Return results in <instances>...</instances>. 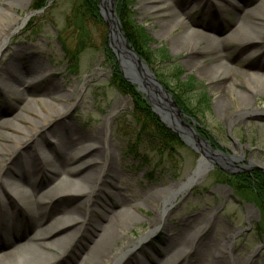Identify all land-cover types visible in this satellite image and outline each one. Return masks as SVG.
<instances>
[{"label": "rangeland", "instance_id": "374dc122", "mask_svg": "<svg viewBox=\"0 0 264 264\" xmlns=\"http://www.w3.org/2000/svg\"><path fill=\"white\" fill-rule=\"evenodd\" d=\"M9 1L11 7L2 4ZM41 1L0 0V8L19 19L5 38L0 53L8 57L18 51L30 53L32 64H41L46 74H50L35 83L18 85L24 88V95L28 97L26 102H18L15 96L7 93L3 84L9 81V75L4 73V77L0 78V122L19 125L28 133L35 134L10 156L9 150L2 144H12L0 142V167H3L0 177L17 183L18 169L27 168L21 153L29 152L35 144L38 149L55 153V149L59 148L58 134L66 135L62 129L64 124L71 127L77 137L101 131L112 151L109 169L112 178L115 176L112 180L116 189L120 196L132 199L137 204H131L128 208L136 220L119 232V238L111 244L112 251L118 250L130 239L135 245H130L131 260L135 258L139 262H149L150 256L161 258L163 243L171 239L182 224L192 219L190 240L185 246L189 251L182 254L181 260L195 264H264V205L252 190L238 189L234 180L225 182L230 175L220 172V168L213 166L207 170L191 188L174 196L173 201L166 205L164 214L160 212L163 202L158 193L170 185L178 186L184 182L194 170L199 154L185 144V141L190 140L184 134L178 137L181 143L169 141L171 144L165 145L164 150V146L154 136L150 140L136 137L134 130H131L133 122L129 117L134 109L133 100L116 88L110 59L103 50L104 41V46L109 49L106 25L87 20V25L78 30L71 15L79 0H47L46 3H50L46 8L36 12ZM125 1L130 6L131 20L141 27L148 48L155 53L151 63L141 57L162 85L165 81L175 84L178 79L191 76L206 93V107L199 106V99L194 93L183 96V103L196 106L188 105L186 111L164 86L171 93L183 118L195 128L199 136L208 141L211 149L219 150L226 156H238L231 165L255 167L262 173L264 93H254L247 101H241L237 96L238 91H243L247 86L263 83L256 77H245L239 73L240 69L253 67L254 58L261 51L255 49L254 43L241 44L243 34H230L236 13L255 6L259 0H234L232 6L227 5L214 17L207 18H203L202 8L194 5L193 0H175V8L181 13L180 18L187 24L185 26L180 25V21L163 25L171 16L166 13V8L158 10L152 7L156 4L153 0ZM210 22H213L215 30L210 29ZM187 26L215 37V45L225 52L223 60L230 68L215 70V61L207 58L211 53L204 51L205 42L186 39L183 34V44L177 43L178 36ZM81 43H85L83 47ZM161 48L168 58L173 59L172 63L163 60ZM262 60L264 63V56ZM178 70L181 74L177 73ZM17 72L25 78L30 76L22 67L17 66ZM1 80L4 81L2 85ZM169 88L174 90V86L172 88L170 85ZM20 106L24 108L21 110ZM67 107L66 114L60 117L56 115ZM35 113L47 121H40ZM49 115L53 119L47 117ZM22 117L29 118L30 123H25ZM31 122L37 126L35 132L32 131L35 125H31ZM0 130L14 134L9 127H0ZM31 158L38 164L41 162L37 153H32ZM10 167H15V171L6 173ZM114 169L117 172H113ZM236 171L237 174L242 172L240 168ZM37 175L33 186L42 191H47L49 186L51 188L52 185H48L44 176L46 172L43 175L41 171ZM102 189L106 193L102 191L99 195L97 188L91 192L85 205L79 207V211L94 221L103 211V203L113 205V199L111 201L109 197L112 188L105 185ZM4 191L6 195L1 208L16 213L13 220L17 226L19 221L25 220L24 212L18 198L9 188L4 186ZM47 196L51 203L46 212H51L45 217L44 224L65 216L67 211L80 203V198L72 192H64L61 184L49 191ZM61 222L54 221L53 226ZM159 223L164 224V227L156 230ZM149 231V241L139 244L137 240ZM16 233L7 230L5 235L0 236V241H5L9 234H13L10 235L12 239L16 238ZM77 235L65 237L53 249L46 251L49 259H52L49 264H71V258L83 243V239ZM65 247L67 251L60 254Z\"/></svg>", "mask_w": 264, "mask_h": 264}, {"label": "bare ground", "instance_id": "6f19581e", "mask_svg": "<svg viewBox=\"0 0 264 264\" xmlns=\"http://www.w3.org/2000/svg\"><path fill=\"white\" fill-rule=\"evenodd\" d=\"M234 0H223V2L216 1L215 3L206 0H193V4L199 6L203 14V18L214 17L220 9L226 8V6H232ZM242 1V0H239ZM156 4L152 7L161 10L166 8V13L171 17L163 25L172 24L173 22H179L180 25H187L186 22L180 18L181 13L175 8V0H153ZM245 2V1H244ZM246 3V2H245ZM5 7H11V3H2ZM1 4V5H2ZM263 6V8H262ZM260 10H263L259 12ZM0 48L4 44L5 38L11 33L14 25L17 23V18L7 13L0 8ZM210 22V29H214ZM243 34L244 39L241 40V44L246 45L248 43H254L257 50L261 51L253 61V67L240 69V75L245 77H256L263 81L258 86H247L243 91H238L237 96L241 101H247L250 95L262 92L264 93V0H259L255 6L249 9H242L235 15L233 22V28L230 34ZM186 39L205 42L204 51L211 53L207 56L208 59L215 61L213 66L215 70L220 68H230L226 62L224 51L218 45L215 37L209 36L198 29L186 27L181 35L178 36L177 43L183 44V40ZM246 36V37H245ZM11 57L0 53V78L5 75H9V81L4 82L7 93L15 96L17 101H27V96L24 95V88L18 87L24 83L30 84L44 79L49 73L41 66V64H32L31 54L25 53V51H18L17 53H11ZM262 58V59H261ZM18 63V65H17ZM20 63V66H19ZM17 66L25 68L26 74L29 73V77L17 72ZM5 73V74H4ZM18 73V74H17ZM226 77V76H225ZM224 89V88H223ZM47 90V87L45 88ZM230 93V92H229ZM236 100V98H234ZM29 100V99H28ZM18 105V104H17ZM21 110L24 108L19 107ZM68 108L63 112L58 113L59 117L66 114ZM66 111V112H65ZM35 116L40 120L46 122V118L42 115L35 113ZM50 117L52 116H47ZM25 123H30V119L22 117ZM31 125L33 122H31ZM0 127H9L14 134H7L0 130V142H7L12 144H2L3 147L9 151V156L19 151V147L31 139L34 133H28L25 129L19 125L9 124L8 122H0ZM56 128V126H54ZM37 129L35 125L33 130ZM61 130V128H58ZM65 131V136L58 134V149H55V153H47L44 149H38L37 145L31 146L29 152L21 153L26 169L21 167L17 173V183L8 182L5 178L0 177V236L6 234L7 230L16 231L18 236L11 238L9 234L6 240L0 241V264H49L52 259L46 253L56 246L58 242L63 240L67 236H80L83 239L82 245L79 247L78 252L74 253V257L71 258V264H195L191 261L181 260L182 254H185L189 249L186 246V242L190 240V226L192 219L181 225L180 230L175 235L163 243L160 250L161 258L150 256V261L139 262L135 258L130 259V252L132 247L135 246L130 239L126 244L119 247L118 250L112 251L111 244L119 238V232L127 227V224L136 220L135 216L129 213V205L133 204L132 199H125L120 196L119 191L116 189L115 182L112 180V171L109 169V160L112 159V151L107 146L102 136L103 132L96 131L95 134L82 135L81 137L75 136L71 127L64 124L62 128ZM54 131V130H53ZM57 131V129H55ZM58 132V131H57ZM59 133V132H58ZM62 133V131H61ZM205 145H197L200 150L204 149ZM35 148V149H34ZM32 149V150H31ZM0 153H2L0 151ZM32 153H37L41 158L39 164L33 161L31 158ZM236 158V155L230 157V159ZM1 161V158H0ZM205 161H207L205 159ZM42 163V165H41ZM209 164V163H208ZM264 167V165H262ZM3 167H0V173ZM111 168V167H110ZM15 167H10L6 173L15 171ZM203 166H200L197 171L192 175H188L186 180L178 186L173 184L166 188L158 196L162 198L163 207L161 213L164 214L165 207L171 203L173 196L185 190L189 185V176L191 180L197 181L202 176ZM43 175L46 172L45 178L48 185H52L47 191L37 189L34 184V179L40 172ZM113 172H117L116 169ZM202 172V173H201ZM63 185L64 192H72L80 198V203L65 213V216L56 217L53 221H49L44 224V219L51 210L46 212L51 199L48 198V193L57 185ZM108 185L112 188L109 191L112 204H104L101 206L102 212H99L98 219L94 221L86 213L79 211V207L85 205L91 192L98 188L99 195L103 190L102 187ZM4 186L16 196L19 200L25 220L19 221L17 226L14 223L13 217L16 214L14 211H5L1 208L4 202L5 191ZM97 187V188H96ZM101 190V191H100ZM102 198V196H99ZM108 198V196H107ZM110 200V198H109ZM112 203V202H111ZM115 205V206H114ZM113 207V208H112ZM93 209V208H91ZM27 213V214H26ZM63 221L57 226H53L54 221ZM9 223V226H8ZM8 226V227H7ZM164 224L159 223L156 225V230L163 228ZM146 233L141 239L137 240L139 244L142 241H149V234ZM131 245V246H130ZM65 247L60 251H67ZM70 250V249H69ZM200 252V250H195ZM15 258H11L12 256ZM126 256V257H125ZM135 259V260H134ZM181 260V261H180ZM179 261V262H177ZM177 262V263H176Z\"/></svg>", "mask_w": 264, "mask_h": 264}, {"label": "trees", "instance_id": "16d2710c", "mask_svg": "<svg viewBox=\"0 0 264 264\" xmlns=\"http://www.w3.org/2000/svg\"><path fill=\"white\" fill-rule=\"evenodd\" d=\"M46 1L47 0H42L39 2L38 9L45 7L47 5ZM97 5V0H79L78 6H76V9L72 11L71 15V20L74 21L73 24L76 25L78 30H81L85 25H87V20L103 24L102 19L98 15ZM129 7V4L125 0H116V15L120 20V24L122 25L130 45L139 55L144 57L148 63H151L155 53L148 48V41L146 40V36L142 33L143 30H141V27L136 21L131 20L132 17L129 12ZM84 44L81 43L80 45L83 47ZM104 45L105 41L103 42V50L110 59L111 71L115 78L116 88L130 96L133 100L134 109L129 113V117L133 122V127H131V130H134L133 134L140 139L146 138L147 140H150V137L154 136V138L157 139L162 146H164L162 150L165 149V145L169 146L171 144L169 141H175L178 144L181 143L178 137L170 129L163 125L158 117L151 111L144 95L136 90L133 84L122 78L117 69V64H115L112 53ZM161 52L162 53L160 54L162 55L163 60L166 59L165 61H170L172 63L173 59L168 58L167 54L164 53L163 48H161ZM177 73L181 74L180 70H178ZM165 82H163L164 86L174 95L176 102L182 109L187 111L186 107L188 105L189 107H196L193 103H183V96L192 93H194V95L199 99V106L206 107V93L203 89H201V85L191 76H186L183 80L178 79L175 84ZM170 85L172 88L174 86V90L169 88ZM226 180H234V183H236L238 189L240 190L244 188L252 190L256 194L259 202L264 205V175H262V173L255 171L251 173V177L247 174H241Z\"/></svg>", "mask_w": 264, "mask_h": 264}, {"label": "water", "instance_id": "95a60500", "mask_svg": "<svg viewBox=\"0 0 264 264\" xmlns=\"http://www.w3.org/2000/svg\"><path fill=\"white\" fill-rule=\"evenodd\" d=\"M98 10L99 16L107 27L108 47L115 57L123 79L135 85L136 89L145 95L152 111L160 121L178 136L184 134L190 140L185 141V144L199 154L191 174L193 175L200 166H203L202 172H205L214 164L226 172H231L230 157L219 150L211 149L208 142L199 136L195 128L183 118L171 93L157 79L145 60L130 46L115 14V0H98ZM202 144L205 148L199 151L197 145ZM245 170L250 169L245 168ZM193 183L194 180L192 181L189 176L188 187H191Z\"/></svg>", "mask_w": 264, "mask_h": 264}]
</instances>
